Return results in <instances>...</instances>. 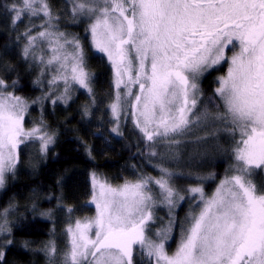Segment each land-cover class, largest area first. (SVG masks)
Segmentation results:
<instances>
[{"label":"snow or ice","instance_id":"1","mask_svg":"<svg viewBox=\"0 0 264 264\" xmlns=\"http://www.w3.org/2000/svg\"><path fill=\"white\" fill-rule=\"evenodd\" d=\"M4 10L13 27L30 21L22 34L25 59L44 63L35 48L38 42L50 47L47 66L56 65V73L49 84L65 85L57 99L69 98L72 85L94 97L80 39L59 31L49 0H9ZM72 17L87 19L92 48L111 68L113 132L119 135L121 118L131 117L151 146L172 148L193 127L211 126L193 143L226 132L233 164L210 197L202 185L188 189L195 204L190 202L189 215L179 222L180 239L171 254L166 245L177 224L172 208L185 199L171 183L172 174L161 168L154 179L160 200L170 206V218L155 239L149 235L153 178L113 187L93 174L89 203L96 214L68 225L62 254L55 245L46 246L49 264H58L57 255L59 264H135L136 254L146 264H264V184L255 179L264 172V0H73ZM35 18L41 23L33 34ZM221 63L228 67L218 77L217 107L214 114L200 112L198 79ZM28 108L0 79V187L7 173H15L20 145L39 140L43 154L53 142L43 121L25 128ZM9 232L5 215L0 236ZM3 256L0 252V260Z\"/></svg>","mask_w":264,"mask_h":264},{"label":"trees","instance_id":"2","mask_svg":"<svg viewBox=\"0 0 264 264\" xmlns=\"http://www.w3.org/2000/svg\"><path fill=\"white\" fill-rule=\"evenodd\" d=\"M8 2L0 0V79L8 84L11 92L27 101L41 98L36 102L40 113L37 107L30 108L33 110L31 118L36 126L43 121L44 129L53 135V142L37 166L21 158L15 173L7 177L0 192V210L12 208L8 219V239L12 243L0 248L4 253L0 264H49L45 251L49 245H55L61 254L69 242L68 225L95 214V209L88 203L92 172L108 184L120 186L144 177L154 181L161 176V168L167 169L172 174L171 183L175 189L181 195L187 194L186 201L175 212L177 235L179 222L185 220L191 207L184 187L199 184L206 196L213 192L233 164L230 140L227 141L219 131L200 145L193 143L195 137H184L180 145L172 148L164 143L151 146L152 142L144 139L131 117L121 118L119 135L113 132L114 122L110 121L108 107L112 96V71L107 60L92 48L86 32L87 19H73L70 0H49V4L53 15L59 17L56 21L59 31L69 38L80 39L86 69L92 76L94 97L86 90L77 89L68 101L53 103L63 87L57 89L50 85L46 70L39 71L24 60L22 50L26 39L22 31L26 29L25 21L13 27L11 15L4 10ZM220 74V69L212 71L201 82L202 107L217 104L212 92L213 80ZM86 106L89 109L87 116L84 115ZM30 125L27 120L26 129ZM212 130L211 127L210 132ZM192 146L195 151L191 150ZM197 146L204 148L196 150ZM153 151L157 155L153 156ZM255 179L258 184H264L262 173ZM149 185L155 190L153 184ZM162 211H156L154 215L169 219ZM154 226L157 228V224ZM176 239L174 237L167 246L169 253L173 252ZM58 257L59 264L62 257ZM135 264H146V258L136 254Z\"/></svg>","mask_w":264,"mask_h":264},{"label":"rangeland","instance_id":"3","mask_svg":"<svg viewBox=\"0 0 264 264\" xmlns=\"http://www.w3.org/2000/svg\"><path fill=\"white\" fill-rule=\"evenodd\" d=\"M72 3L71 4H73V0H70ZM24 21H25V28H26V26H28L29 24H30V21L27 19V18H25L24 19ZM20 23H22V22H20ZM40 23H41V20L39 19V18H35V24L37 25V27L36 28H34L33 29V34H35L38 30H39V28H38V26L40 25ZM22 30V29H21ZM26 30V29H25ZM25 30L24 31H22V34L25 32ZM89 39H90V42H91V38H90V35H89ZM27 43V40H25V43H24V47H25V44ZM24 49V48H23ZM35 51H36V53H37V56H39L41 53H43V58H44V63H41L38 59H33L32 57H29L28 59H24L25 61H27V62H29L30 64H33V65H35V67L39 70V71H44L45 72V70L47 71V74H48V82L49 81H51L52 79H53V76L55 75V73H56V65H53V66H51V68H49L48 66H47V60L51 57V55H52V51H51V49H50V47L48 46V44L46 43V42H38L37 43V46H36V48H35ZM22 54H23V50H22ZM228 55H231V53L229 52L228 53ZM23 57H24V54H23ZM25 58V57H24ZM227 64L226 63H221L220 65H218L217 67H215V68H213V69H211V70H209V71H207V72H205L199 79H198V86H199V90H200V96H199V98H198V104H197V108H198V110L200 111V112H204V111H208L209 113H213L214 114V111H212L211 110V108L213 107V108H215L216 109V107H217V104H215V106H213L212 104H209V105H207V106H204V107H202L201 105V101H204L203 100V94H202V85H201V82L203 81V79H204V77H206L209 73H211L212 71H215V70H217V69H220V76H222V75H225L226 74V72H227ZM219 76V77H220ZM214 90L212 91L213 92V94H214V98H215V100H216V102H218L219 101V98L218 97H215V89H216V87L218 86V76H216L215 78H214ZM6 85H7V91H9V92H11L10 91V88H9V86H8V84L6 83ZM52 86H54V87H56L57 89H61V87H63L62 88V90L60 91V93L58 94V96L57 97H60L61 96V94L63 93V91H64V87H65V85H64V82H63V80H58L56 83H54V84H51ZM72 87L74 88V90H77V89H80L77 85H72ZM73 90V91H74ZM80 90H83V89H80ZM73 91L70 93V97H71V95L73 94ZM58 92V90H56V93ZM13 93V92H12ZM15 95V94H14ZM57 97H55L56 99L55 100H57V101H59V102H64V101H68L69 99H70V97L69 98H67L66 100H64V99H57ZM205 101H209V100H205ZM28 102V104H29V108H28V113H27V115H26V118H25V123H26V121L28 120V122H31V125H30V128L29 129H31L32 127H34V126H36V125H34L33 123H35L34 122V120L31 118V116H32V112H33V110L31 109L30 110V108H35L36 109V107H37V109L36 110H38L39 111V113H40V109H38V105H37V101H27ZM35 102V103H34ZM221 107H222V105H221ZM37 112V111H36ZM35 118V117H34ZM39 118V117H38ZM109 118H110V121H113L114 122V125H113V128L114 127H116L117 125H116V123H115V121L113 120V118H112V115H111V113H110V115H109ZM40 119V118H39ZM119 127H120V124H119ZM25 128H26V126H25ZM205 126H201V127H193L192 128V130L189 132V133H187V135H186V137H197V136H204V134H205V131L206 132H210V129H211V126H208L207 127V129L205 130ZM141 133V132H140ZM141 135H142V133H141ZM39 140H36V141H33V142H26L25 144H22V145H20V148H19V161H20V159L22 158V159H25V160H28L29 162H31V163H33L35 166H37V164H39V162H40V160H42V158H43V155L45 154V153H41L40 152V142H38ZM49 146H50V144H49ZM49 146H48V148H49ZM191 148V150H194V148H193V146L192 147H190ZM204 147L203 146H197L196 147V150H200V149H203ZM48 150V149H47ZM195 151V150H194ZM18 164H19V162H18ZM18 164H17V166H18ZM16 171V170H15ZM14 173H7L6 174V178H5V181H6V179H7V177L9 176V175H13ZM93 174H95L94 172H92V173H90V175H89V180H90V185H91V196H92V191H93V185H92V177H93ZM96 176L100 179V180H102V181H105L102 177H100L98 174H96ZM262 177H263V179H264V172H262ZM134 183V182H133ZM220 183V181L216 184V186H215V188L213 189V192L215 191V189H216V187H217V185ZM151 184H153L154 185V188H155V190H152L151 188H150V185L148 184V187L152 190V194L156 197V203L154 204V206H153V211H154V213L156 212V211H159V210H164V211H162V212H165L166 213V215L168 216V218H170V212H169V208H170V206L169 205H167L166 203H163L161 200H160V198H159V192H160V190H159V187H158V185H156L155 183H154V181L153 182H151ZM4 185H5V183H4ZM4 185L2 186V187H0V192H1V190L3 189V187H4ZM123 185V184H122ZM122 185H120V186H122ZM113 187H118V186H113ZM190 187H184V189L188 192V189H189ZM213 192L212 193H210V195L209 196H207V197H210L212 194H213ZM183 194H184V196H185V194H186V192H183ZM187 195V194H186ZM91 196H90V198H89V201H90V199H91ZM188 199L189 200H191V205H194L195 204V201H193L192 200V198H191V195L188 193ZM197 199H198V194H197ZM89 201H88V203H89ZM186 201V199H184V200H182V201H179V203L175 206V207H173L172 208V215H174L175 216V212L177 211V209L183 204V202H185ZM90 204V203H89ZM91 206H93V208L95 209V214H96V208H95V205H93V204H90ZM5 210H7V213H5ZM11 210H12V208H10V207H7L6 209L4 208V209H2V210H0V222H3V220H4V218H5V215H6V218H7V227L9 228V221H8V219H10V216H9V214L11 213ZM197 211L199 210V209H196ZM190 212V211H189ZM95 214H94V216H95ZM188 215H189V213H188ZM93 216V217H94ZM9 217V218H8ZM44 217L45 218H47L48 217V215H44ZM168 220L169 219H165L164 217H162V216H160V215H158V214H156V215H154V222L153 223H151V226H150V231H149V235L150 236H152V238H154L155 239V234H156V231L162 226V225H165V224H167V222H168ZM74 223L75 222H73L72 224L74 225ZM154 224H157V228L154 226ZM176 232H175V230L173 229V232H172V239H170L168 242H167V245H166V247L170 244V242L174 239V237H177V239H176V241H175V243H174V246H173V252L175 251V249H176V247H177V243H178V238L180 239V231H179V233L176 235L175 234ZM8 235H9V233H7V234H5L4 236H0V248H3V247H5L8 243L6 242L7 240H8ZM67 235H68V233H67ZM176 235V236H175ZM68 241H69V236H68ZM63 252H61V254H62ZM169 254H171V252L169 253ZM62 257V255H59V259Z\"/></svg>","mask_w":264,"mask_h":264},{"label":"flooded vegetation","instance_id":"4","mask_svg":"<svg viewBox=\"0 0 264 264\" xmlns=\"http://www.w3.org/2000/svg\"><path fill=\"white\" fill-rule=\"evenodd\" d=\"M222 131V130H221ZM223 133V136L227 139V141H229L230 140V137L228 136V134L226 133V132H224V131H222ZM230 144H231V141L229 142ZM231 147V146H230Z\"/></svg>","mask_w":264,"mask_h":264}]
</instances>
